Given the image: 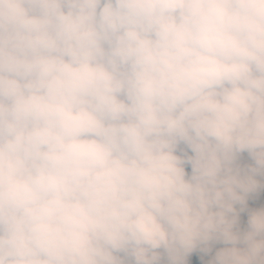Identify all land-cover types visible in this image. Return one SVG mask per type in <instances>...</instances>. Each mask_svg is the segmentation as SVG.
Wrapping results in <instances>:
<instances>
[{
  "label": "clouds",
  "instance_id": "obj_1",
  "mask_svg": "<svg viewBox=\"0 0 264 264\" xmlns=\"http://www.w3.org/2000/svg\"><path fill=\"white\" fill-rule=\"evenodd\" d=\"M0 264H264V0H0Z\"/></svg>",
  "mask_w": 264,
  "mask_h": 264
}]
</instances>
